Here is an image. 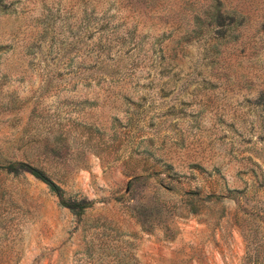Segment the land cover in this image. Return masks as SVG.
<instances>
[{
	"label": "rangeland",
	"instance_id": "rangeland-1",
	"mask_svg": "<svg viewBox=\"0 0 264 264\" xmlns=\"http://www.w3.org/2000/svg\"><path fill=\"white\" fill-rule=\"evenodd\" d=\"M0 264H264V0H0Z\"/></svg>",
	"mask_w": 264,
	"mask_h": 264
},
{
	"label": "trees",
	"instance_id": "trees-1",
	"mask_svg": "<svg viewBox=\"0 0 264 264\" xmlns=\"http://www.w3.org/2000/svg\"><path fill=\"white\" fill-rule=\"evenodd\" d=\"M4 7L7 6L6 3L3 4ZM2 168L7 172L14 175H18L21 172H29L30 174L34 175L38 179L45 182L49 188L58 196L60 204L63 206H66L70 211L74 213H80L85 208H87L90 203L87 200L81 199L78 201H68L65 200L63 196V190L56 185L54 182H52L49 178L45 176L39 169L25 163H19V164H8L6 166H2Z\"/></svg>",
	"mask_w": 264,
	"mask_h": 264
}]
</instances>
